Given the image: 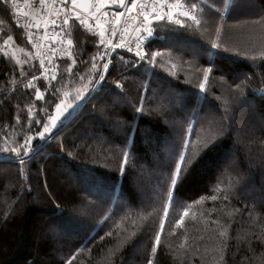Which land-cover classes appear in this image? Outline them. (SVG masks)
Returning a JSON list of instances; mask_svg holds the SVG:
<instances>
[{
    "label": "trees",
    "instance_id": "16d2710c",
    "mask_svg": "<svg viewBox=\"0 0 264 264\" xmlns=\"http://www.w3.org/2000/svg\"><path fill=\"white\" fill-rule=\"evenodd\" d=\"M254 1L256 5L249 10L253 0H228L232 11L223 21L205 9L207 23L200 32L178 33L171 26L160 27L148 48L166 53L164 61L170 59L177 66L172 69L175 77L169 76L167 66L153 74L131 70L117 61L108 79L121 80L124 95L93 92L87 107L77 111L78 116L74 112L77 118L58 134L65 151H59V145L53 142L25 165L23 175L15 163L0 155V264H66L73 255L71 264H146L163 217L169 151L181 137L187 136L190 126L193 141L214 130L219 121L214 123L212 114L221 118L225 109L237 117L233 120L232 139L239 145L237 150L229 141L230 148L225 151L230 150L240 160L244 180L237 184L236 173L227 165L221 167L222 155L206 158L187 178L170 208L154 264H264V172L254 168L249 174L244 162L246 157L258 160L264 153V96L250 90L264 88V68L259 67V60H218L209 83L208 100L200 107L194 96L202 69L210 66L207 53L200 54L201 45L215 38L214 28L219 23L224 25V46L249 57L264 50V21L252 23L264 15V0ZM217 7L224 9L218 0ZM0 21H4L0 24V45L2 37L11 34L17 45L31 51L22 30L12 20L10 6L0 4ZM73 39L78 43L93 40L78 27ZM95 52L94 47H87L85 58ZM18 55L24 58L19 52ZM128 59L131 54L125 56ZM68 63L70 60H60V70ZM32 64L34 67L27 70L38 74L39 63L35 60ZM77 71L85 75L86 84L84 68ZM14 72L18 73L14 62L0 55V100L7 96L5 80H11ZM246 76L252 77L248 81L250 88L246 89L248 101L241 103L233 89ZM25 82L26 79L16 86L17 91L8 97V102L0 104V129L15 123L16 103L23 109L33 102L32 90L23 88ZM63 84L61 95L64 91L74 93L72 89L83 86L76 78L69 87L67 76ZM145 88L144 107L153 111L140 119L137 127L132 104L139 106ZM44 106L43 102L34 105L36 109ZM161 109L167 111V116L160 114ZM32 128L38 130L36 125ZM16 131H20L19 126ZM2 135L4 132L0 131ZM8 135L11 137V129ZM124 148L132 151L133 158L121 180L118 168ZM137 156L139 160L135 159ZM59 168L73 174L79 188L67 186L66 175ZM221 179L224 191L217 193L216 185ZM245 182L247 187L238 191ZM114 184L115 190L109 187ZM36 191L41 193V203L33 197ZM212 195L220 198L212 201ZM225 195L228 200L223 199ZM184 207L189 208L188 215L183 226H176ZM43 218L61 223L55 228L66 233L73 232L72 225L79 228L57 240L39 227ZM58 218L62 221L58 222ZM116 224L120 226L115 227ZM109 231L111 236L106 235ZM221 231L226 234L221 236ZM132 232H137L135 243L122 245Z\"/></svg>",
    "mask_w": 264,
    "mask_h": 264
},
{
    "label": "snow or ice",
    "instance_id": "6c2138e0",
    "mask_svg": "<svg viewBox=\"0 0 264 264\" xmlns=\"http://www.w3.org/2000/svg\"><path fill=\"white\" fill-rule=\"evenodd\" d=\"M218 2L224 5L223 11L217 7V0H213L212 3H208V0H23V4L19 0H0V4L10 6L13 22L17 28L26 30L27 42L34 50L29 51L17 45L11 34L6 35L0 45V55L12 60L14 66L18 68V73L11 74V80H5L4 86L8 88V94L4 100H0V104L8 102V97L17 91L16 86L25 79L24 90L33 92L32 103L23 109L19 103L14 105L15 123H7L3 129H0L4 132V135L0 136V155H3L4 160L15 163L23 175L25 165L35 159L40 152L50 148L53 142L59 145V151H65L63 141L57 139L58 134L77 118L79 115L77 109L87 107L93 92L124 95L122 91L124 84L121 80L110 82L108 79L112 70L116 68L117 61L131 70H144L153 74H157L158 68L165 69L167 66L169 76L175 77L176 73L172 69L177 66L171 63L170 59L164 61L166 53L148 48L151 38L157 34L160 27L167 26H171L172 30L178 33L200 32L207 23L204 19L205 9L219 16L221 21L225 20L231 15L232 4L228 3V0H218ZM110 8L111 12L108 11ZM261 21H264V15L252 23L259 24ZM3 23L4 21H0V24ZM77 27L93 40L85 39L82 43L74 40L73 32ZM204 30L208 31V29ZM214 32L215 38L201 45L200 54L207 53L210 66L202 69V75L194 93L196 103L200 107L208 100L209 83L213 78L212 73L217 67L218 60L226 63H234L238 58L259 60V67L264 68V50L249 57L238 49L222 44L223 23L215 26ZM89 46L94 47L96 52L85 58V49ZM18 52L23 55V59ZM128 54H131V59L125 60ZM168 55L170 56V53ZM37 59L39 60L38 74H32L27 69L34 67L32 62ZM57 59L70 60V63L61 71ZM81 67L88 76L86 84L84 83L85 75L77 71ZM65 76L69 77V87L71 80L76 78L83 86L76 88L74 93L64 91L61 95ZM251 79L252 77L246 76L244 81L234 84L233 90L238 92L241 103L248 101L246 89L250 88L248 81ZM148 83L150 84V81ZM250 90L264 96V88ZM146 92L147 88L139 97V106L136 103L132 104L137 127L139 120L149 117L153 111L144 107L147 99ZM39 102H43L45 106L36 109L34 105ZM74 112L77 116H73ZM160 114L167 116L168 113L161 109ZM234 119H237L235 114L230 115L225 109L214 130H209L204 137H198L195 141L191 138L193 127L190 126L187 136L181 137L169 151L165 173L166 202L163 207V217L159 221V230L155 233L146 264H154V254L161 245L165 220L182 185L201 167L206 158L213 154L222 155L221 167L227 165L236 173L237 184L244 180L241 175L240 160L230 150L225 151L230 148L229 141H231V147L239 149L238 143L232 139L235 131ZM124 123L126 125L127 122ZM33 125H36L38 130L33 131ZM17 126L20 127L19 132L16 131ZM9 129L12 130L11 137L8 135ZM261 144L264 145V141H261ZM130 158H133L132 151L128 148L122 149V159L118 168V176L121 180L127 174ZM135 159L139 160L140 157L137 156ZM244 162L247 164L249 174L254 168L264 172V153H261L258 160L246 157ZM221 184H223L222 179L216 185L217 193L224 191ZM109 187L116 189L115 184ZM246 187L245 182L244 187L238 191H243ZM219 198L218 195L209 197L212 201ZM228 198L227 195L223 197L224 200ZM188 212L189 208L184 207L179 219L175 221L176 226H183ZM107 219L108 217H105V222ZM132 223L135 224V221ZM119 226V224L115 225V227ZM225 234L226 231L220 233L221 236ZM106 235L111 236L112 232L109 231ZM136 238L137 232H132L122 241V245L133 244ZM73 259L75 255L69 258L66 264H71Z\"/></svg>",
    "mask_w": 264,
    "mask_h": 264
},
{
    "label": "rangeland",
    "instance_id": "374dc122",
    "mask_svg": "<svg viewBox=\"0 0 264 264\" xmlns=\"http://www.w3.org/2000/svg\"><path fill=\"white\" fill-rule=\"evenodd\" d=\"M208 3H209V1H208ZM256 1H254L253 0V2H251V3H249V7H248V9L249 10H251L252 8H254V5H256ZM253 6V7H252ZM248 11V10H247ZM4 37H2V39H3ZM2 39H1V41H2ZM154 39V38H153ZM152 39V40H153ZM151 40V41H152ZM73 90H75V89H72V91ZM168 100H169V98H168ZM172 103H174V102H172ZM175 104H176V101H175ZM80 109H77V111H79ZM212 118H211V120H214L213 122L214 123H217V121H219L221 118H220V116L218 115V114H212V116H211ZM200 138H202L201 136H199ZM60 169V168H59ZM59 171H61V169L59 170ZM62 172V174H64V175H66L65 176V184L67 185V186H70V187H72V188H77L78 186H77V183H76V181H77V179H76V177L73 175V174H71L69 171H66V170H64V172L63 171H61ZM70 182H69V181ZM79 188V187H78ZM55 193V192H54ZM40 196H41V193L40 192H38V191H36V193L33 195V197H34V199H36V201H37V203L40 201ZM54 197V196H53ZM42 201H40V203H41ZM44 202L45 201H43V204H44ZM47 204V203H46ZM45 204V208H47V206L48 205H46ZM58 207V206H57ZM80 209H84L85 207H82V206H80L79 207ZM44 220H43V222H40L39 224H40V228H41V226H42V228H43V231L46 233V232H48V233H50V234H53L54 236H55V238L57 239V240H59V239H61V238H63L64 236H66V235H68L67 233H69L70 235H72V233H74V232H76V230H78V225H76V226H74V225H72V227H71V224H69V223H67L66 224V226H68V227H71V230L73 231V232H71V231H69V232H64V231H62V230H58L57 228H55V226H57V224H61V223H56V222H54V220L52 221V220H49V219H47L46 218V220H45V218H43ZM59 220H58V222H61L62 221V219L60 220V218H58Z\"/></svg>",
    "mask_w": 264,
    "mask_h": 264
},
{
    "label": "built area",
    "instance_id": "2783aa9c",
    "mask_svg": "<svg viewBox=\"0 0 264 264\" xmlns=\"http://www.w3.org/2000/svg\"><path fill=\"white\" fill-rule=\"evenodd\" d=\"M19 2H20L21 4H23V0H19ZM108 11L111 12L112 9L110 8V9H108ZM21 23H23V18H21ZM58 23H59V21H58ZM20 29L22 30L23 35L26 37V35H25L26 30H25V29H22V28H20ZM29 46H30L31 51H34V50L31 48V45H30V44H29ZM60 60H61V59H57V63H58ZM36 61L39 63V60H38V59H37Z\"/></svg>",
    "mask_w": 264,
    "mask_h": 264
}]
</instances>
